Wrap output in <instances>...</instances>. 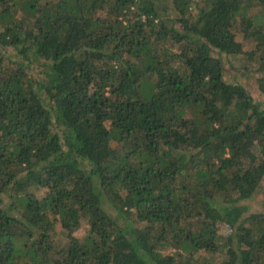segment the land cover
I'll list each match as a JSON object with an SVG mask.
<instances>
[{"label":"trees","instance_id":"16d2710c","mask_svg":"<svg viewBox=\"0 0 264 264\" xmlns=\"http://www.w3.org/2000/svg\"><path fill=\"white\" fill-rule=\"evenodd\" d=\"M224 57L264 93V0H0V264H264Z\"/></svg>","mask_w":264,"mask_h":264},{"label":"rangeland","instance_id":"374dc122","mask_svg":"<svg viewBox=\"0 0 264 264\" xmlns=\"http://www.w3.org/2000/svg\"><path fill=\"white\" fill-rule=\"evenodd\" d=\"M224 61L226 62L228 78L231 81L243 84L254 97V99L257 102H260L264 108V93L261 92L257 82L259 74H255V70L249 71V69L246 68L245 61L242 57H224ZM8 203L9 201L5 199L4 204L7 206ZM244 203L249 206V211L246 215L262 210L261 194H257L252 200L245 201ZM231 232L232 230L227 225H220V234L222 237H227Z\"/></svg>","mask_w":264,"mask_h":264}]
</instances>
